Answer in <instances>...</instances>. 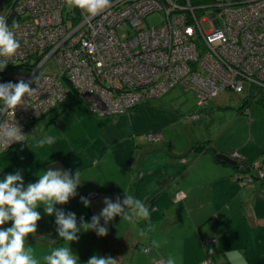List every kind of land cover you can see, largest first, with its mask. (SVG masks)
Here are the masks:
<instances>
[{
	"label": "built area",
	"instance_id": "built-area-1",
	"mask_svg": "<svg viewBox=\"0 0 264 264\" xmlns=\"http://www.w3.org/2000/svg\"><path fill=\"white\" fill-rule=\"evenodd\" d=\"M212 1L198 21L193 7L176 0H111L96 16L70 10L67 0H10L3 17L20 41L10 62L33 65L25 81L34 90L16 106L15 117L0 112V120L15 119L25 132L28 122L62 103L70 88L99 116L127 112L177 84L191 87L201 105L228 89L264 93V0ZM186 9L194 22L185 19ZM155 10L163 12V21L145 26V16ZM201 21L209 23L207 31ZM47 40L54 52L44 62L41 50L36 57L30 51Z\"/></svg>",
	"mask_w": 264,
	"mask_h": 264
},
{
	"label": "crops",
	"instance_id": "crops-1",
	"mask_svg": "<svg viewBox=\"0 0 264 264\" xmlns=\"http://www.w3.org/2000/svg\"><path fill=\"white\" fill-rule=\"evenodd\" d=\"M228 93L230 95H238L234 92L222 91L208 101V103L211 105L225 104L226 96L223 94ZM63 105L64 103L62 106L47 113L46 116L50 117L52 112L62 109ZM211 105L208 104L206 107L201 108L203 113L201 112L200 115L209 117L208 113L211 112ZM135 107L124 114L97 116L79 102H75L69 108L72 110L71 113L74 114V117L68 121L59 120L57 119L58 117L53 118L52 116L43 125L37 123V119L28 125L25 131V133L31 134L29 146L26 142H18L11 146L5 154H0V168L3 167V171H0V177L5 173L14 172L19 169L26 185L38 179L34 175L38 170L42 171L43 169L54 168L74 172L80 169L82 182L77 186V195L70 197L66 203L57 205L58 207H63L65 210L76 212L78 223L81 216L87 221L90 220L93 214L99 213L104 206L105 197H110L113 200L117 196L122 198L125 194L123 189L128 190L137 197L142 193L141 199L145 202L149 200L150 218L145 221L149 222L156 219L160 220L161 224L157 228L158 232L156 231L153 237H151V232L145 227L147 235H145L143 240L150 244H146L148 251L145 252L144 256L138 255L137 248L139 243L134 239V233L132 232L134 224L137 221H129L125 217L117 215L108 222L107 226L109 230L106 235H98L93 229L82 230L78 233L79 240L69 242L71 249L78 254L81 262L87 261L93 254H99L113 257L116 259L115 264H125L124 259L127 260L126 264H156V260L165 264V260L171 254L178 257V264H204V261H207L208 264H258V255L254 258L257 254V244L252 241L254 236L251 235L250 230L246 233V238L234 247L228 243L229 233L222 231L218 235V245L216 243L218 247L215 245L210 250L214 251L215 247L218 248L213 255H210L207 250L203 249L201 246L203 245L202 238L196 233L195 228L200 222L205 219L208 220L210 216L216 213L212 214V211L209 210L197 211L196 205L198 199L196 196H193V191H187V188L189 189L190 186H186V193L184 194V191L183 195L181 197L177 195V198L186 196L185 199L188 200L186 202L188 217L185 215V219L192 226V237L190 240L197 242L190 250L187 249L188 251L185 250L184 252L179 248L182 247L181 244L185 240L186 235L179 231L173 233L169 230V221L172 222L175 219L172 218V215H167V210L173 205L170 201L163 204L165 197H169L168 193H164L161 199H156V194L162 191V188L160 189L156 185V181L159 184H163L165 188L167 187V183L170 185V181L175 179L170 186H172V189L177 194L180 192V188L178 187L179 182L183 184L181 185L183 187L186 184L190 185L189 183L193 181L179 177V174L184 172L185 169L177 161L167 162L159 170L155 168V163L158 162L157 157H154L149 162L148 157L142 156L143 150L145 151L143 147H145L149 139L146 136L147 133L142 137L136 136V133H140V130L135 129L134 124L132 125L131 123L136 111H138ZM67 111H63L64 113H62L65 114ZM78 111L85 112V116L80 115V117H76ZM239 113H243V108L239 109ZM76 118L79 119V122L75 120ZM154 131L159 132L160 130L156 129ZM39 135L54 137V143L45 146L39 145L35 142L36 137ZM207 140L209 141L210 139H202L197 142L200 143ZM209 145L213 148L211 140L209 141ZM241 150L237 154L240 155L241 159L244 158L245 161H238H242V163L249 161L253 165L264 166V156L261 161H256L257 156L255 157L254 149L248 152L241 147ZM221 151L228 154L233 151V148L229 147ZM205 153L211 152L206 150L198 153L192 152L191 154L193 155V160H196L199 157H204L205 159V156H202ZM210 157L214 163L212 168L219 166L218 168L215 167L217 170L213 175H210L220 174L222 178L219 182V187L214 188L212 186L214 188L212 191L216 190L209 200L212 209L216 211L220 208L222 210V206H224L228 198L236 194L240 195V191L244 190L246 197L242 199L241 203H243L246 209H243L244 215L241 216V219L243 221L247 220V224L250 227L255 226L258 229L260 225L263 228L260 238L264 237V214L258 211L260 209L264 210V191L259 188L257 183L248 185L251 188L250 191L242 189L236 183L239 180L237 178L238 172L232 166L234 164L225 160L222 162L217 161L216 158L218 157L215 154H212ZM172 166L173 168H171ZM217 178L218 176L215 177V179ZM140 185L142 188L139 190V193L135 192L136 188ZM94 190L98 192L97 195L93 197L86 195L87 192ZM207 191L209 192L210 190ZM195 192L201 196L200 192ZM81 195L86 196L90 200V204L87 207L80 200ZM200 201L207 202L208 200H203L201 196ZM38 210L41 211L42 215L41 219L37 221L36 234L35 236L28 234L26 244H29L33 248V254L40 261V264H47L43 260V257L51 251L53 246H59L65 242L57 238L53 243L52 238L56 237L54 215L44 213L42 207ZM10 223L11 221L8 222V224ZM101 223H103V219H101ZM145 225L147 226V224ZM157 233L161 237L163 236V238L156 239L161 242L160 247L157 250H153L151 240L155 239L154 237ZM126 242H130V245L127 246ZM177 245L178 247L176 248ZM124 252H126V257H123ZM260 264H264V258L260 260Z\"/></svg>",
	"mask_w": 264,
	"mask_h": 264
},
{
	"label": "rangeland",
	"instance_id": "rangeland-1",
	"mask_svg": "<svg viewBox=\"0 0 264 264\" xmlns=\"http://www.w3.org/2000/svg\"><path fill=\"white\" fill-rule=\"evenodd\" d=\"M9 1L10 0H6L3 6H5V4H8ZM182 2L184 6L193 7V15L198 21L205 18V13L210 12L209 6L211 4L206 5L201 3L197 7L195 5H191V2H189V0H183ZM211 2L213 3L214 1L211 0L210 3ZM66 7L68 8L67 3ZM2 9L0 10V16H3ZM186 10L187 13L190 14V10ZM14 17L15 16L12 14L11 18ZM190 17V19H192V22H194V18H192L191 14ZM163 19V12L155 10L145 16L144 25L148 27L158 25L163 21ZM7 22L8 24L11 23V21ZM201 26L204 30L207 31V29L209 28V23L206 21H201ZM48 38L49 34L47 36V39ZM38 46L40 48H36L34 51H30V53H32L34 57L40 54L38 58H40V56H43L44 62L46 60L51 61V59L53 58L52 53L54 52V44H50V42L47 40L46 43H41ZM38 50H41V53H38ZM37 66L38 64H36L34 68L35 71L39 68H37ZM53 71L54 70H52V72L50 73H53ZM28 74L29 73L25 74L24 71L17 70L9 77L10 79L14 80L8 81L17 82L16 80L19 78H23V80L25 81ZM18 75H21V77H17ZM225 91H229V89ZM229 92L232 93V91ZM258 92V89L253 88L252 91H250L249 96L247 95L246 90H244L243 92H239L237 96L230 95L229 93L223 94L226 96V102H224L225 104L211 105L209 103V105H211V112L208 113L209 117H203V115H200L202 112L201 108L204 107L200 103H197L196 92L191 87L183 84L174 85L166 92L164 91L159 94V96L141 100V102H139L135 107L138 111H136L135 116L132 118L134 122L131 121V123L132 125L134 124L135 129L140 130V133H136V136L142 137L147 133L146 136L149 139V141L146 142L145 147L141 146L143 147V149H145V151L142 149V156L144 155L146 158L148 157L149 162H151L154 157H157L158 162L155 163V168L159 170H161L162 166L165 163L177 161L181 164V166H183L182 168L185 169L184 172L180 171L182 173L179 174V177H182V179L187 178L193 181L192 183H189L190 185H184V188L181 186L183 184L179 182L178 187L180 188V192H178V194L175 190L172 189V186H170L175 179L170 181V185H168V183L166 182L167 187L165 188L163 187V184H159L156 181V185L160 187V189L162 188V191H159L156 194V199L159 200L163 197L164 193H168L170 200L169 197H165V201L163 202V204L170 201V203L173 205L170 206L167 210V215H172V218L175 219L172 222L169 221V230H171L173 233L179 231L186 235L185 240L181 244L182 247H179L184 252L187 249L190 250L197 241L190 240V238L192 237V226L185 219V215L188 217V206L186 205V202L188 200L185 199L186 196L177 198V195L181 197V195H183L182 193L186 190L185 187L190 186L189 189L187 188V191H193V196L197 197V211L201 212L209 210L212 211V214L214 212L216 213L215 215L210 216L208 220L205 219L204 221L200 222L195 228L196 233L200 238H202L203 245L201 246L204 250H207L210 255H213V253L218 250V248L215 247L214 251H210L212 248H214L216 243L218 245V235L222 231H226L229 233V238L227 239L228 243L229 245L234 247L237 244L241 243L244 238H246V233H248V231L250 230L249 232L254 236L252 241L257 244V254L254 256V258H256L258 255V264H260V260L264 258V237L260 238L261 233H263V228L260 225L258 229L255 226L250 227L247 224V220L243 221L241 219V216L244 215L243 209H246L241 201L242 199H245L246 192L243 190L240 191V195L236 194L235 196L228 198L224 206H222V210L220 208V210H213L209 200L211 199L213 194H215L216 190L212 191V189L219 187V182L222 178L220 174H216L214 176L211 175L215 173L219 166H215L217 168H212L214 166V163L212 162L210 157L212 156L211 153H205L204 155H202L205 156V159L204 157H199L196 160H193V155L191 154L192 152H196L195 150H192V147L195 143H197V141L202 139H210L213 145L215 156L216 152H222V149H228L229 147H231L233 148V151L228 153L229 157L236 160V163L239 162L238 164H241L244 158L241 159V157H239L240 155L237 153H240V151H242L241 147H243V149L247 150L248 152L254 149L255 157L257 156L255 160L261 161L264 156V94L260 93L261 95H258ZM217 94L213 95L209 99H212ZM243 100H245L244 103ZM75 102H79L85 108H87L80 97H77L70 101H66L62 109L54 111L55 113L52 112L50 117H58L57 119L63 121L72 119L74 117V114L71 113L72 110L69 108L72 107ZM240 106H242V108L247 106L248 113H239ZM63 111L67 112L63 114ZM61 115L62 117L60 118ZM80 115L85 116V112L78 111L76 113V117H80ZM50 117H48V115L46 116V114H42V116H40V118L37 120V123L44 125ZM75 120L79 122V119L76 118ZM156 129L160 130L161 132H153V130ZM154 134H157V137ZM204 142L206 145L208 144V140ZM218 159L221 162L224 161L220 158ZM254 166L258 167L257 165H253V167ZM171 168H173V166ZM255 172H258L259 176L264 177V166H259L258 168H256ZM240 173L241 172L237 173V178L239 181H236V183L242 189L250 191L251 188L248 185L251 183H255V179L253 180V178H251V180H247L250 175H246V171H243L242 174ZM243 175L245 176L243 177ZM216 176H218L217 179H215ZM141 188L142 187L140 185L136 188L135 192L137 191L139 193V190ZM207 190L210 191L208 192ZM195 191L200 192L202 199H207L208 201H200L201 196L196 194ZM94 192L97 191L94 190L89 192L90 197L98 194V192L96 194H94ZM185 193L186 191L184 192V194ZM142 195V193L138 195V198L141 199ZM145 204L149 207V200L145 202ZM258 211L264 214L263 209H260ZM139 221L140 222L137 221L134 224L132 232L134 233V239L139 243L137 248L138 255L144 256L145 252L148 251V246H146V244L149 242L143 240L145 238V235H142L143 229L145 232L149 230L151 232V237H153L154 233L156 231L158 232L157 228L161 224V221L156 219H153L149 222H146L143 219ZM145 224H147V226ZM145 227H147V230H145ZM160 237L161 236L159 235V233H157L154 238L158 239ZM161 238H163V236ZM126 244L128 246L130 245V242H126ZM152 247L153 250H157V248L153 245ZM177 247L178 245L176 246V248ZM123 257H126V252H124ZM124 261L127 263L126 259H124ZM203 263L208 264L207 261H204ZM156 264L162 263L159 262V260H156Z\"/></svg>",
	"mask_w": 264,
	"mask_h": 264
},
{
	"label": "clouds",
	"instance_id": "clouds-1",
	"mask_svg": "<svg viewBox=\"0 0 264 264\" xmlns=\"http://www.w3.org/2000/svg\"><path fill=\"white\" fill-rule=\"evenodd\" d=\"M111 3V0H67L69 9L79 8L96 16ZM20 46L13 28L5 17L0 16V71H3ZM34 88L30 82L23 79L18 82H0V112H8L15 117L17 105L25 104L27 98L33 93ZM248 100V99H246ZM22 131L16 120H0V154H5L13 142H26L29 146V137ZM55 138L49 135H39L35 142L41 146L52 145ZM43 169V168H42ZM3 171V167L0 168ZM38 177L34 182L24 184V177L19 169L5 173L0 177V264H40L33 254V248L26 244L28 234L35 236L37 221L43 212L54 215L56 237L65 243L53 246L51 251L43 257L47 264H115L111 256L93 254L87 261L81 262L69 242L79 240L82 230L93 229L98 235H106L108 222L114 216L125 217L129 221L147 220L150 218V209L145 202L126 189L124 196H117L115 200L104 198V206L99 213L93 214L90 220L80 217L71 210L58 207L66 203L70 197L77 195V186L81 184L80 169L69 170L47 168L34 173ZM80 200L87 207L90 200L81 195ZM103 219V223H101ZM11 221L10 224L8 222ZM142 235H147L146 232ZM160 241L151 240V244L159 248ZM165 264H178V257L169 255Z\"/></svg>",
	"mask_w": 264,
	"mask_h": 264
},
{
	"label": "trees",
	"instance_id": "trees-1",
	"mask_svg": "<svg viewBox=\"0 0 264 264\" xmlns=\"http://www.w3.org/2000/svg\"><path fill=\"white\" fill-rule=\"evenodd\" d=\"M177 1H179V3L180 4H183V0H177ZM210 1L211 0H189V2H191V5H195V6H199V4H201V3H203V4H211L210 3ZM70 10H72V9H70ZM75 12H76V10H77V8H74L73 9ZM197 10H200V9H197ZM180 11H183V10H180ZM184 16H185V19L187 20V22H192V19H190L191 17H190V14H184ZM72 17H74L73 15H72ZM75 17H77V16H75ZM32 60V59H31ZM27 62V61H26ZM15 62V63H11V62H9V64L5 67V69L3 70V71H0V78H1V81L2 82H7L10 78V76H11V74L12 73H15L17 70H19V71H24L25 72V70L26 69H28V68H31L30 66H32L33 67V65H31L29 62ZM243 92V91H242ZM236 94H238V93H236ZM264 94V93H263ZM77 97H80L79 95H78V93H77V91L75 90V89H69V91H68V94L66 95V97H65V99H64V101L62 102V103H60L58 106H56V107H54V108H52V109H50L49 110V112L50 111H53L54 109H56V108H58V107H60V106H62V104L63 103H65L66 101H70V100H72V99H75V98H77ZM80 99L83 101V103L86 105V107L89 109V111L90 112H92L91 110H90V108H89V105H88V103L83 99V98H81L80 97ZM211 100V99H210ZM209 100V101H210ZM141 102V101H140ZM139 103V102H138ZM137 103V104H138ZM136 104V105H137ZM209 103L207 102L206 104H203V107H206L207 105H208ZM135 105V106H136ZM134 106V107H135ZM239 109L241 110L242 109V106H240L239 107ZM48 112V113H49ZM45 114H47V113H45ZM94 114V113H93ZM96 115V114H95ZM45 116V115H44ZM40 117H37V118H34L33 120H31L30 122H28L27 123V127H28V125H30L31 123H33L34 121H36L37 119H39ZM27 129V128H26ZM210 141V140H209ZM209 141H208V144L206 145L205 144V142H197V143H195L194 144V146L192 147V150L194 151L195 149V151H197V152H201V151H206V150H209L212 154H215V152H214V150H213V148H212V146L211 145H209ZM200 146V147H199ZM216 160H218V161H220L218 158H216ZM234 168H235V170H237L238 172H241L240 174H242V172L243 171H246V175H250V178H253V180L255 179V183H257L258 185H259V188H261L263 191H264V177H262V176H259V174H258V172L256 173L255 172V170H256V168H258V167H256V166H254L253 167V164L251 163V162H249V161H247V162H243V163H241V164H234V165H232ZM245 175H243V177H244ZM255 183H253V184H255ZM252 184V183H251Z\"/></svg>",
	"mask_w": 264,
	"mask_h": 264
},
{
	"label": "water",
	"instance_id": "water-1",
	"mask_svg": "<svg viewBox=\"0 0 264 264\" xmlns=\"http://www.w3.org/2000/svg\"><path fill=\"white\" fill-rule=\"evenodd\" d=\"M6 0H0V10L2 9V6ZM216 156L222 160H225L229 163L235 164L236 160L232 159L229 157L227 153H222V152H216Z\"/></svg>",
	"mask_w": 264,
	"mask_h": 264
},
{
	"label": "bare ground",
	"instance_id": "bare-ground-1",
	"mask_svg": "<svg viewBox=\"0 0 264 264\" xmlns=\"http://www.w3.org/2000/svg\"><path fill=\"white\" fill-rule=\"evenodd\" d=\"M4 5V4H3ZM6 5V4H5ZM3 8V7H2ZM234 93H237V92H234ZM194 146V145H193ZM200 147V146H199ZM196 150V149H195ZM197 152V151H196Z\"/></svg>",
	"mask_w": 264,
	"mask_h": 264
}]
</instances>
